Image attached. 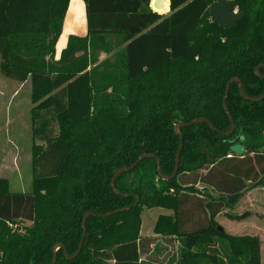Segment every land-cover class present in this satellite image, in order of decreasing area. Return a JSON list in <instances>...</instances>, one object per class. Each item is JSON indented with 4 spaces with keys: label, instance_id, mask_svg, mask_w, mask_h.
I'll use <instances>...</instances> for the list:
<instances>
[{
    "label": "trees",
    "instance_id": "obj_1",
    "mask_svg": "<svg viewBox=\"0 0 264 264\" xmlns=\"http://www.w3.org/2000/svg\"><path fill=\"white\" fill-rule=\"evenodd\" d=\"M84 1L88 35H71L57 58L70 0H0V70L31 79L33 103L32 189L12 191L0 177V264H52L54 256L55 264H143L153 239L141 235L142 213L155 207L169 211L154 232L179 242L177 264H264L259 236L230 234L218 221L250 184H264V98L247 100L231 83V135L223 105L236 77L249 97L264 94L255 72L264 65V0H237L245 15L231 29L214 21L215 0H171L167 16L159 13L169 1L159 13L152 0ZM202 117L214 127L175 131ZM181 136L178 175L166 179ZM235 143L243 156L231 152ZM144 154L156 158L122 174L117 193L115 173ZM88 212L80 254L68 258ZM22 220L30 222L24 234Z\"/></svg>",
    "mask_w": 264,
    "mask_h": 264
},
{
    "label": "rangeland",
    "instance_id": "obj_2",
    "mask_svg": "<svg viewBox=\"0 0 264 264\" xmlns=\"http://www.w3.org/2000/svg\"><path fill=\"white\" fill-rule=\"evenodd\" d=\"M170 13L168 11L161 14L167 16ZM62 46L63 42L61 41L60 48ZM105 56L103 54L101 58L103 59ZM31 94V79L19 82L6 77L0 70V177L9 179L12 191L30 192L32 189L33 134L31 109L33 103ZM37 143L42 142L38 141ZM205 171L203 170V172ZM196 187L202 191L205 190V185L197 184ZM209 191L217 195L215 190ZM228 212L239 215L246 212L247 216L231 220ZM167 213L169 211L160 207L144 208L141 234L143 236L150 235L149 237L161 244L163 238H155L152 235L155 234L154 228L159 216ZM218 221L230 234L260 236L263 240L262 261L264 262V184H250V188L244 193L235 208L228 211L224 210ZM29 225L30 222L20 221L19 231L24 234L25 228Z\"/></svg>",
    "mask_w": 264,
    "mask_h": 264
},
{
    "label": "water",
    "instance_id": "obj_3",
    "mask_svg": "<svg viewBox=\"0 0 264 264\" xmlns=\"http://www.w3.org/2000/svg\"><path fill=\"white\" fill-rule=\"evenodd\" d=\"M167 1H169V7H168L169 10L168 11H170L171 0H153L152 3H151L152 10L157 12V13H159L157 10H155V8L156 9H166V2ZM236 9H237V1L236 0H223V1H221V3L215 2V3H213L211 5V13L214 16L215 22L217 24H219L220 26H222L224 28H227V29L233 28L237 24L238 21L243 19L244 15H245V11H238L236 13ZM159 14H161V13H159ZM262 67H264V65L257 66L255 68V72H256L257 75H259L260 77L264 78V76H262L259 73V69L262 68ZM232 82H238L239 83L240 93L243 96V98H245L247 100H250V101H259V100H262L264 98V94L261 95L260 97H249L244 92L242 80L239 79L238 77L233 78L228 83V86H227V89H226V94H225L224 101H223L224 109H225L226 113L228 114L229 119L232 122L231 129L228 132L224 133L226 135H231L235 131L234 119H233V116H232V114H231V112H230V110L228 108V105H227L228 94H229L230 85H231ZM199 122H206L211 127H214L212 122L209 119H207L205 117H202V118H196V119H194V120H192L190 122H187V123H180V124L176 125L175 131L177 133H179L180 127L191 126V125L199 123ZM183 144H184L183 143V137L181 136L180 137V147H179V150H178V153H177V157H176L175 170H174L172 175L165 177L166 179H172V178H175L178 175L179 167H180V164H181V152H182V149H183ZM230 150H231L232 153L240 155V156H243L245 154V152H246L245 146L243 144H241V143L232 144L230 146ZM148 157L156 158V155H154V154H144L141 157H139V159L134 164H132L131 166L122 167L121 169H119L115 173V175L113 177V180H112V187L115 189V191L117 193H119V190L116 188V182H117L118 178L122 174H124L125 172H129V171L135 169L136 166L139 164V162L142 159L148 158ZM157 163H158L159 174L162 175L161 168H160L161 161L158 158H157ZM137 202H139V196H137ZM126 209H129V207L128 208H124V209H119V210L112 211V212H110L108 214H105L104 216H111V215H113V214H115L117 212L124 211ZM90 214H92V212L86 213V216H85L84 221H83L84 235H83V238L81 239L78 251H77V253L74 256H68V258L73 259V258H75L76 256H78L80 254V251L82 249L84 240H85L86 235H87L86 218ZM220 229H221V227H220ZM61 246H63V245H61ZM65 253H66V250H65ZM55 262H56V257L54 256V260H53L52 264H55Z\"/></svg>",
    "mask_w": 264,
    "mask_h": 264
},
{
    "label": "crops",
    "instance_id": "obj_4",
    "mask_svg": "<svg viewBox=\"0 0 264 264\" xmlns=\"http://www.w3.org/2000/svg\"><path fill=\"white\" fill-rule=\"evenodd\" d=\"M71 35H77L80 37H85L88 35L86 3L84 0H70V4L63 24V31L56 46L57 58H59L61 54L58 52L60 51L62 52V50L67 46L68 39ZM61 41L63 42L62 48H60ZM223 212L221 214H223ZM220 215L218 216V218L220 217ZM234 235H247V234H234ZM149 236L150 235L144 237H149ZM152 236L155 238L156 237L163 238V241L161 242V244H159V242L153 240L150 244H148V246H146L145 248L146 251L141 257L143 264H177L176 256L178 253L179 242L176 241V239L167 238L165 236H161L157 234H153ZM262 245H263V240H262Z\"/></svg>",
    "mask_w": 264,
    "mask_h": 264
},
{
    "label": "flooded vegetation",
    "instance_id": "obj_5",
    "mask_svg": "<svg viewBox=\"0 0 264 264\" xmlns=\"http://www.w3.org/2000/svg\"><path fill=\"white\" fill-rule=\"evenodd\" d=\"M221 1H223V0H215L213 3H215V2H219V3H221ZM236 1H237V0H236ZM238 11H240V9H239L238 2H237L236 13H237ZM213 17H214V16H213ZM214 21H215V19H214Z\"/></svg>",
    "mask_w": 264,
    "mask_h": 264
}]
</instances>
